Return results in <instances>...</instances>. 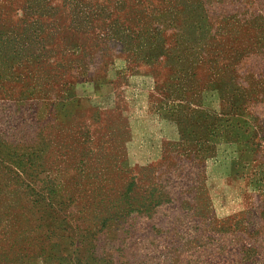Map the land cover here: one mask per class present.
Segmentation results:
<instances>
[{"label": "rangeland", "instance_id": "rangeland-1", "mask_svg": "<svg viewBox=\"0 0 264 264\" xmlns=\"http://www.w3.org/2000/svg\"><path fill=\"white\" fill-rule=\"evenodd\" d=\"M0 264H264V0H0Z\"/></svg>", "mask_w": 264, "mask_h": 264}, {"label": "trees", "instance_id": "trees-1", "mask_svg": "<svg viewBox=\"0 0 264 264\" xmlns=\"http://www.w3.org/2000/svg\"><path fill=\"white\" fill-rule=\"evenodd\" d=\"M127 190H124L121 194V198L125 197Z\"/></svg>", "mask_w": 264, "mask_h": 264}]
</instances>
